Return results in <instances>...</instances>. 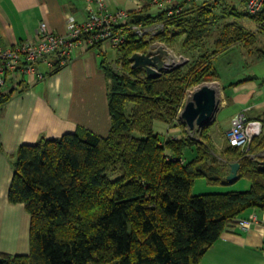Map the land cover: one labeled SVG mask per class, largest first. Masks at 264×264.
I'll return each mask as SVG.
<instances>
[{
  "label": "trees",
  "instance_id": "1",
  "mask_svg": "<svg viewBox=\"0 0 264 264\" xmlns=\"http://www.w3.org/2000/svg\"><path fill=\"white\" fill-rule=\"evenodd\" d=\"M218 2L182 4L184 10L173 16L168 10L156 16L129 12L131 23H161L163 31L150 41L130 37L118 49L115 64L121 72L102 64L110 81L108 135L80 127L19 147L9 201L24 205L31 217L30 252H0V264H200L224 232L249 211L264 210V114L257 118L261 135L245 150L227 143L217 153L212 125L199 130L201 140L161 139L154 130L157 122L179 127L188 91L220 80L218 57L243 47L264 59L263 50L254 53L264 8L251 15L218 10ZM243 17L256 22L258 31L241 25ZM155 43L179 45L187 61L158 78L147 77L133 68L131 57ZM14 93L0 91V109ZM236 162L248 189L192 194L201 178L227 183Z\"/></svg>",
  "mask_w": 264,
  "mask_h": 264
},
{
  "label": "crops",
  "instance_id": "2",
  "mask_svg": "<svg viewBox=\"0 0 264 264\" xmlns=\"http://www.w3.org/2000/svg\"><path fill=\"white\" fill-rule=\"evenodd\" d=\"M106 1L112 12L126 10L156 16L164 10L159 7L153 12L152 0ZM214 2L216 0H179L173 4L190 7ZM86 6V0H0V46L8 48L35 38L42 22L47 23L54 33L64 35L68 17L83 22L87 15ZM106 44L94 48L77 47L69 65L52 75L53 70L43 63L37 65L35 74L19 72L10 79L11 88L2 92L10 94L15 90L0 109V252L19 255L30 252L31 217L24 205L9 201L19 147L35 144L42 137L75 133L80 127L101 136L108 135L111 128L110 81L102 64L106 61L115 69L119 67L115 64L117 55L109 58L104 49ZM263 60L255 56V61ZM250 77L257 79L243 82ZM240 82L243 83L234 85ZM221 86L222 96L211 128L213 144L220 152L225 148L226 135L236 117L242 115L248 121L259 122L257 118L264 114V73L248 75ZM231 106H234L233 111L222 121H228V126L218 129L217 121ZM178 124L176 128L168 127V135L181 137L189 134L182 121L178 120ZM251 215L257 220L247 229L236 225L224 232L200 264H264V210L253 209L245 219Z\"/></svg>",
  "mask_w": 264,
  "mask_h": 264
},
{
  "label": "built area",
  "instance_id": "3",
  "mask_svg": "<svg viewBox=\"0 0 264 264\" xmlns=\"http://www.w3.org/2000/svg\"><path fill=\"white\" fill-rule=\"evenodd\" d=\"M175 1L179 0H152V3L164 7V10H168L169 15L173 16L184 10L182 4H173ZM86 4L87 15L84 21L78 22L75 17L69 16L66 24L67 32L64 35L54 33L47 23L42 22L35 38L18 42L8 48L0 46L1 92L17 73L35 74L39 63L45 64L52 70L69 65L75 49L79 46L94 48L107 43L118 50L130 37L146 38L150 41L164 29L161 23L151 26L131 23L128 11L112 12L106 0H86ZM263 8L264 0L246 1V11L251 15L260 13ZM153 50H157L156 46ZM171 62L175 63L174 59ZM261 133L260 122H249L241 115L232 121L226 139L230 146L245 150ZM256 220V216L251 215L247 220H240L237 225L247 229Z\"/></svg>",
  "mask_w": 264,
  "mask_h": 264
},
{
  "label": "rangeland",
  "instance_id": "4",
  "mask_svg": "<svg viewBox=\"0 0 264 264\" xmlns=\"http://www.w3.org/2000/svg\"><path fill=\"white\" fill-rule=\"evenodd\" d=\"M218 1H219L218 10H224V9L229 10V11L236 10L238 12L246 13V1L247 0H218ZM159 7H162V6H157V5L153 6V12L158 11ZM238 21L241 23V25H243L245 28H247V30L251 32H256L259 29V26L256 22L246 17L240 18L238 19ZM218 36H219V30L216 29L213 33V38L216 39ZM155 46L156 48H159L160 46H162L163 49L168 52L169 54L168 58L172 60L174 59L175 63L183 64L187 60L186 57L182 54V51L179 45L170 46L164 43L162 44L155 43L151 46V48L153 47L154 49ZM104 49L107 51V54L110 59L118 54V50L112 48L109 44H106ZM234 49L235 50L233 52L220 56L215 60V64H216L215 66L218 69V72L220 73V76H221L220 80L210 81V82L201 84V85H204V84L216 85V89L219 92V99L222 96V91H223L222 86H221L222 84H229L230 82H233V81L242 80V79H245L248 75H252L255 73L256 74L264 73V60L261 62L255 61L256 55L251 56L250 53L243 47H236ZM257 50L264 51V30L258 33L257 43L254 46V53H256L255 51ZM111 66L114 68L112 64ZM117 71L121 72V69H117ZM11 86H12L11 83H9L6 87L3 88V92L6 91L8 88H11ZM199 86L188 91L186 101L190 99L191 93ZM233 107L234 106H231V108H228V110L223 111L222 116L217 121L218 122L217 125H219L218 129L221 130L228 126V121H226L225 123H222V121L226 119V116L227 114L230 113V111H233ZM130 109H131V106L128 108V111H130ZM212 124L213 122L210 123L208 126ZM211 128H210V133L212 130ZM154 130L157 134L160 135L161 139H164V137L168 135V132H167L168 127L167 125L163 123H160V122L155 123ZM199 130L200 129H197L195 132H191L188 129L187 131L189 132V134L184 135V136L201 140ZM224 145L225 146L228 145L227 141L224 142ZM216 152L220 153L218 149H216ZM191 157H192L191 154H188L187 158H191ZM217 157H219V155ZM219 158L221 159V157ZM249 186H250V182L245 178L240 179L234 183L227 182L225 184H210L207 182L206 179L201 178L195 182V185L192 189V194L194 196L204 195V194H214V193L223 194V193H228V192H233V191L246 190L249 188Z\"/></svg>",
  "mask_w": 264,
  "mask_h": 264
},
{
  "label": "water",
  "instance_id": "5",
  "mask_svg": "<svg viewBox=\"0 0 264 264\" xmlns=\"http://www.w3.org/2000/svg\"><path fill=\"white\" fill-rule=\"evenodd\" d=\"M168 56V52L160 46L156 51L150 49L145 54H134L131 57V61L134 69H143L147 77L158 78L184 64H175L171 62L172 59L168 58ZM219 103L218 90L208 86V84L201 85L191 93L190 99L186 101L180 113L179 120L191 132L205 128L214 121ZM229 168L226 180L229 183H234L240 179V164L237 162L231 163Z\"/></svg>",
  "mask_w": 264,
  "mask_h": 264
},
{
  "label": "bare ground",
  "instance_id": "6",
  "mask_svg": "<svg viewBox=\"0 0 264 264\" xmlns=\"http://www.w3.org/2000/svg\"><path fill=\"white\" fill-rule=\"evenodd\" d=\"M208 86H210L212 88H216V85H214V84H208Z\"/></svg>",
  "mask_w": 264,
  "mask_h": 264
}]
</instances>
